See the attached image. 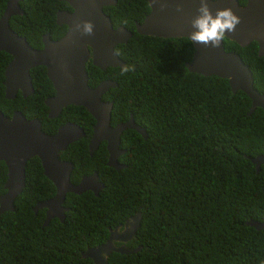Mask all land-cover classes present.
<instances>
[{"label": "trees", "instance_id": "1", "mask_svg": "<svg viewBox=\"0 0 264 264\" xmlns=\"http://www.w3.org/2000/svg\"><path fill=\"white\" fill-rule=\"evenodd\" d=\"M104 6L113 28L131 32L114 50L134 70L121 75V67L100 70L85 63L87 85L112 80L101 100L110 101V125L127 120L144 129L120 134L117 160L124 167L106 166L105 142L89 155L87 142L94 123L81 106L67 105L55 118H47L43 100L54 94L45 68L29 70L33 93L4 98L3 71L10 56L0 51V112L10 117L19 111L40 121L41 131L53 134L71 122L84 135L58 153L69 161V181L97 174L103 188L66 193L64 219L42 225L44 209L32 212L36 202L51 198L54 187L36 157L24 167V186L13 199V210L0 213V264H93L80 253L103 243L109 230L122 225L137 210L141 217L133 238L126 242L130 254L112 252L107 264H264V228L244 225L264 214V164L255 173L249 158L262 153L264 114L259 107L247 116L250 100L232 93L225 79L188 72L184 66L193 48L187 38L140 35L134 24L149 11L146 0H115ZM245 0H237L243 5ZM6 0H0V14ZM21 15L9 27L32 49L41 48V36L61 37L66 27L56 25L55 12L68 10L59 0H22ZM256 43L240 47L225 38L223 49L238 54L249 68L253 88L264 94V57ZM6 168L0 161V195Z\"/></svg>", "mask_w": 264, "mask_h": 264}, {"label": "water", "instance_id": "2", "mask_svg": "<svg viewBox=\"0 0 264 264\" xmlns=\"http://www.w3.org/2000/svg\"><path fill=\"white\" fill-rule=\"evenodd\" d=\"M22 0H6L0 14V51L10 56L3 71L4 98L13 99L17 92L22 98L33 93L29 70L36 66L45 68L46 78L52 85L54 94L43 100L48 109L47 118H55L67 105L83 107L93 118L91 135L87 142V151L91 155L100 142H105L107 153L106 166L115 170L124 167L117 158L125 150L119 148L120 134L125 129L136 131L143 139L146 133L134 123L129 114L124 122L110 125L111 102L101 100L109 88L116 86L112 80H102L95 87L87 85L85 63L100 70L107 67H122L123 61L117 56L114 47L124 44L131 32L123 26L112 27L110 19L102 11L104 6L115 5V0H59L65 2L70 11L55 12L56 25L66 27L64 34L51 40L49 34L41 36V48L32 49L22 36H18L8 25L11 16L21 15L18 2ZM149 11L140 23L134 24L137 34L161 38H187L190 34V19L196 14L198 0H183V15L175 11L177 0H168L169 6L163 11L155 0H146ZM213 11L218 7L230 6L241 17L236 31L226 33L225 38L240 47L251 42L256 43V55L264 57V0H245L240 6L237 0H210ZM91 20L94 23V34L81 35L72 31L75 21ZM193 52L189 62L184 64L186 70L201 76H216L227 81L232 93L243 92L250 100L247 115L259 107L264 114V94L253 88L252 74L240 56L234 52L219 48L192 44ZM264 122V120H263ZM84 135L82 129L74 123L67 122L57 127L51 134L41 131L40 121L26 119L19 111L10 117L0 112V161L6 168L3 183L4 193L0 195V213L13 210V199L24 186V167L28 159L36 157L40 163L43 176L54 187V195L46 200L36 202L32 207L35 213L44 209L42 225L56 218L60 222L67 210L62 205L66 193L80 194L90 191L97 195L103 188L98 182L95 172L83 175L76 184L69 181L72 164L60 160L58 153L66 146ZM255 173L259 165L264 164V146L262 153L250 159ZM141 213L137 210L122 225L109 230L106 240L94 247L86 248L80 253L81 258H89L93 264H107L112 252L130 254L139 247L129 249L125 243L130 241L139 226ZM244 225L255 230L264 228V215L259 221L247 219Z\"/></svg>", "mask_w": 264, "mask_h": 264}, {"label": "clouds", "instance_id": "3", "mask_svg": "<svg viewBox=\"0 0 264 264\" xmlns=\"http://www.w3.org/2000/svg\"><path fill=\"white\" fill-rule=\"evenodd\" d=\"M155 2L159 5L161 11L169 6L168 0H155ZM175 11L183 15V0H177ZM240 22L241 17L232 7H218L213 11L210 6V0H198L196 14L192 16L189 21L192 30L190 34L187 35V39L194 45L200 44L205 47L219 48L225 40L226 33L235 32L236 26ZM94 27V23L91 20L75 21L72 31L78 32L81 35L91 36L94 34ZM133 70L132 67L124 65L121 67L120 71L121 75H124ZM250 159L251 158H249V161Z\"/></svg>", "mask_w": 264, "mask_h": 264}, {"label": "flooded vegetation", "instance_id": "4", "mask_svg": "<svg viewBox=\"0 0 264 264\" xmlns=\"http://www.w3.org/2000/svg\"><path fill=\"white\" fill-rule=\"evenodd\" d=\"M244 3H245V2H244ZM18 5H19V2H18ZM243 5H244V4H243ZM240 6H242V5H240ZM68 7H69V6H68ZM70 10H71V9H70V7H69V9H68L67 11H70ZM14 16H15V15H14ZM11 17H12V16H11ZM8 25H9V21H8ZM58 26H59V25H58ZM9 28H10V27H9ZM259 169H260V168H258V171H259ZM263 215H264V214H263ZM263 215H262V216H263ZM262 216H261V217H262ZM261 217H260V218H261ZM260 218H259V219H254V220H257V221H258V220H260ZM125 246H126V245H125Z\"/></svg>", "mask_w": 264, "mask_h": 264}]
</instances>
